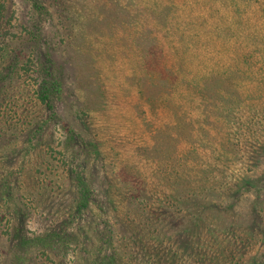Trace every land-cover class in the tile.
<instances>
[{"label":"rangeland","instance_id":"374dc122","mask_svg":"<svg viewBox=\"0 0 264 264\" xmlns=\"http://www.w3.org/2000/svg\"><path fill=\"white\" fill-rule=\"evenodd\" d=\"M108 1L73 5L77 30L69 37L62 24L44 22L57 46L53 58L64 72L58 117L37 104L42 79L36 63L0 84H6L9 96L31 94L19 96L18 117L28 110L40 129L30 161L22 149L27 125L18 117L0 119L4 130H18L12 160H5L0 138V172L21 165L20 182L40 181L48 192L30 203L24 229L79 230L80 243L73 240L55 264H73L80 244L95 252L108 228L113 240L105 248L116 254L117 264H164L166 245L189 257L196 240L210 247L194 255L197 264H229L220 244L234 243L239 251L251 247L254 253L262 246L258 211L264 206L254 190L264 187L259 176L264 167V0ZM12 9L5 31L17 42L24 37L27 10L19 3ZM164 21L181 32L189 24V59L180 67L177 54L164 45V38L169 40ZM237 58L242 65L232 72L229 63ZM9 64L0 63V69L9 71ZM175 72L174 83L168 75ZM166 87L173 91L169 96ZM71 134L75 141L69 142ZM81 146L86 151L79 156ZM30 164L32 173L26 170ZM74 169L90 179L95 192V202L79 216ZM196 210L199 217L204 212V219L197 218L201 228H208L201 232L188 222ZM247 231L254 237L245 247ZM0 233V264H5V253L12 251L4 230Z\"/></svg>","mask_w":264,"mask_h":264},{"label":"trees","instance_id":"16d2710c","mask_svg":"<svg viewBox=\"0 0 264 264\" xmlns=\"http://www.w3.org/2000/svg\"><path fill=\"white\" fill-rule=\"evenodd\" d=\"M93 2L94 0H0V63L5 65L8 61L10 62L9 71H5V66L0 69V84L1 82L4 83L5 81H9V79H11L10 82H12L17 75H20L21 71H25L24 73H27L26 68L28 66L33 67V65L35 66L37 64L35 66V71H37L39 77L42 79L39 91L37 92V104L43 107L45 106V108L52 113V117H58V100L64 95V72L56 64V61L53 58L56 53L57 46L53 45L51 42L50 37L44 28V22L50 20L53 22L56 21V26L58 24H62L61 30H65L64 35L69 37L71 36L73 29L77 30V25L74 20L77 15L72 13L73 10H71V7L73 5H84L86 7V5ZM108 2H110V0ZM143 2L144 0L139 1L138 4ZM16 3H19L20 5L23 4L27 10V12L22 15L26 24L24 25V37L21 38L23 41L20 40L17 42L13 39H16V36L11 39L7 37L8 30L5 31L7 24H10L12 18L14 17L15 12L12 7L16 5ZM120 17L123 18L122 15H120ZM188 25V23L187 26L184 24V30L181 32V28L175 24H170L167 21H164L163 24L164 35L169 38V40L164 38V45H167V49L172 50L177 54L176 60L179 67L182 64H185V60L188 61L189 59L186 54L188 53L190 45L187 42L192 41L187 39L186 36L188 33ZM78 29L80 28L78 27ZM60 32V30L55 29L56 35H59ZM48 33L50 34V32ZM241 42H243V40ZM235 43H239V40H236ZM14 44L16 47H14ZM17 46L19 48L23 47L20 52L18 51L19 53L17 52ZM240 59L241 58H237L233 62L229 63L230 67H232V72H236L237 68L242 65L239 61ZM201 62L204 63L203 61ZM168 76L174 83L178 79L177 72H175V74H169ZM172 81L167 84L168 87L172 86ZM201 82H203V80ZM2 85L3 86L0 87V119L4 117L7 121H11L12 118L15 120L16 117L19 116L17 109L21 106L19 103L21 102V98L23 96L22 94H24L25 91L16 92L17 94L9 96L10 91L4 88L6 87V84ZM168 87L164 89V94L169 96V94L173 91H171ZM25 94L28 96L31 95L29 92H25ZM19 96L21 98H19ZM4 111H7L6 116L3 115ZM24 115L25 117L23 116V118L18 117L20 118L19 123L23 122L25 126L27 125V133L25 134L24 147L22 149L25 150L24 157H27L28 155L31 161L33 159L32 156L34 155L33 150L37 148L38 141L40 140L38 136L40 129L36 128L37 125L36 122H33L34 119L27 116L29 115L28 110H25ZM7 121H4L5 125H7ZM0 128L1 133H3H0V135H2L0 138H2L4 143L1 146V151L8 153V156L5 159L6 161L12 160L14 157L12 153H17L15 150L17 149L18 142L15 138L18 136L15 135L18 130L16 127H12L7 130H4L1 126ZM234 134H236V131H234ZM69 138V142L71 140L75 141L74 134H71ZM79 149V152H81L79 156H82V153L84 154L86 150H84L83 146L79 147ZM31 168L32 166L30 164V166L26 167V170L30 172ZM23 170V167L19 165L17 167H11L7 171L0 172V231L2 229L4 230V235L7 239L5 240L7 247L9 248V251H12L11 253H5L7 258L9 257L5 264H33L37 260L42 261L44 264H47L49 260L55 264L60 261L61 258L63 259V256H66L69 253L72 242H74L73 240L76 239L78 240L77 243H80L79 230L74 229V231L69 232L66 229H61L60 231L50 229L44 232L33 233L24 229L25 219L32 213V208H29L30 203L38 200L40 197L42 198V194H46L48 192H44L46 187H43L44 184H40V181L37 183L33 180L30 182V185H23L20 182V179L16 177L19 176ZM73 172L77 175V198L75 200L76 202L74 207L79 216L84 214L85 211L90 208V205L95 202V192L90 179H88L84 173L78 172L76 169H74ZM260 173H262L259 175L261 176V181H264V167L261 169ZM36 174L37 170L34 172V175ZM262 185H264V183ZM247 186L248 192H251L253 189L249 185ZM253 187L255 188L254 184ZM254 190L258 192L259 198L263 199L261 200L263 206L264 194L261 195V193H263L264 187ZM28 199H31V201L29 202ZM194 213V216L190 215V218L188 219V222L192 225L191 227L195 228V226L198 225L200 227V232L201 229H208L206 227H204V229L203 227L201 228L200 222L197 221V218L204 219V212H202V216L200 217V210H196ZM258 217L262 222H260L261 224L259 225L261 237L257 241L261 243L262 246L257 248L259 250L252 253L250 251L251 247L243 248L239 251L234 243H231V246H227V248H225L224 244H220L218 246L223 247L221 253L224 254V259L227 263L264 264V206L259 208ZM122 218L123 217H121V220ZM79 219L82 220V217ZM111 233V229H104L101 240L102 242L100 243L101 245H96L94 247V249H96L95 252L94 250L92 251V253H94L93 258L90 250L88 252L84 251L83 246L80 244L79 249L75 250L76 253L73 256L74 261L71 263L117 264L116 254L106 252L107 248H105V245L112 243L113 234ZM213 233L216 234V231L211 232V234ZM231 233L233 236L232 239L238 237L236 231L232 230ZM1 234L2 233H0V237ZM253 237L254 232L251 231H247L242 234V240L245 247L248 243L250 244V242H252L250 239ZM165 239L166 238L164 236V241ZM198 240L200 239L198 238ZM1 243L2 240H0V244ZM189 248L190 251H193V253L190 252L192 256L190 254L189 257L184 255L182 257L181 253H177L172 250L170 246H164V255L162 257L164 258V264H197L194 255L199 256L200 253H203V251L205 252V249L207 250V248L210 247L201 245L196 240V242ZM57 256L60 258H57L55 261ZM162 258L159 256V261L162 260Z\"/></svg>","mask_w":264,"mask_h":264}]
</instances>
